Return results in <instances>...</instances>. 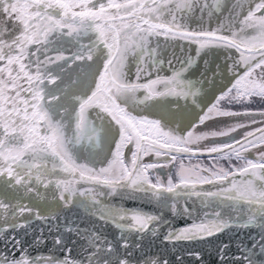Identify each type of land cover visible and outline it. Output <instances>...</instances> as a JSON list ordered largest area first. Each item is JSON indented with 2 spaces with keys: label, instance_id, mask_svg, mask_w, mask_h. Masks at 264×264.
<instances>
[{
  "label": "snow or ice",
  "instance_id": "snow-or-ice-1",
  "mask_svg": "<svg viewBox=\"0 0 264 264\" xmlns=\"http://www.w3.org/2000/svg\"><path fill=\"white\" fill-rule=\"evenodd\" d=\"M201 243L264 264V0H0V264Z\"/></svg>",
  "mask_w": 264,
  "mask_h": 264
},
{
  "label": "water",
  "instance_id": "water-1",
  "mask_svg": "<svg viewBox=\"0 0 264 264\" xmlns=\"http://www.w3.org/2000/svg\"><path fill=\"white\" fill-rule=\"evenodd\" d=\"M222 239H227V237H222ZM151 251L153 253L159 252L162 256H166L167 258H169L170 260L172 259L174 253L171 251V249H166L164 246H162L159 242V240H157L155 242V244L153 245ZM192 251L196 252H200L202 258H203V264H215V252H214V248L206 245V244H197L194 248H192ZM185 261L186 264H199L198 261H196L194 256H188L185 255Z\"/></svg>",
  "mask_w": 264,
  "mask_h": 264
}]
</instances>
